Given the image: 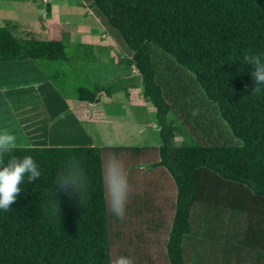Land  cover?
<instances>
[{
	"label": "trees",
	"instance_id": "16d2710c",
	"mask_svg": "<svg viewBox=\"0 0 264 264\" xmlns=\"http://www.w3.org/2000/svg\"><path fill=\"white\" fill-rule=\"evenodd\" d=\"M89 6L119 37L128 57L118 65L133 67L139 84L125 85L130 80L122 77L82 82L75 86V99L92 104L99 94L139 87L154 109L159 146L18 147L10 156H32L41 176L30 184L25 178L11 209H0V264H110L118 255L139 264L147 257L142 248L121 247L123 232L108 230L113 221L122 225L105 198L103 168L113 154L126 173L145 165L172 182V199L159 207L158 194L147 192L148 186L157 191L158 179L142 178L139 184L130 171L127 175L126 217L139 210L146 229L163 231L165 264H264V85L258 94L250 92L251 65L243 59L264 54V0H90ZM15 29L7 22L0 26V60L39 61L56 88V80L65 77L61 66L96 61L90 44L19 37ZM148 44L193 77L237 143L205 141L191 131L192 122L172 112L155 80ZM58 172L80 177L83 192L58 191ZM136 184L144 189L141 195L133 193ZM132 206L137 209L128 214Z\"/></svg>",
	"mask_w": 264,
	"mask_h": 264
},
{
	"label": "rangeland",
	"instance_id": "374dc122",
	"mask_svg": "<svg viewBox=\"0 0 264 264\" xmlns=\"http://www.w3.org/2000/svg\"><path fill=\"white\" fill-rule=\"evenodd\" d=\"M89 3L90 0L0 1V26L6 22L16 25L15 35L31 36L37 40L90 44L93 46L96 58L87 75L88 78L84 77L83 70L81 76L77 78L72 76L58 78L60 81L57 79L56 84L60 88L54 87L50 81H47L31 61L0 64V132L8 130L14 134L17 137L18 147L25 144H31L32 147H108L124 143L136 147L155 148L156 146L151 137L153 131L151 125L156 126L154 109L141 97L139 87L127 88L126 92L119 90L108 100L100 94L98 104L92 108L87 106L85 111H81L83 117L89 116L91 112L93 119L104 118L107 121L105 126L89 123L87 118L80 120L78 118L81 116L75 115L72 111V108L79 104L74 99L75 86L85 80L90 84L109 83L121 79L126 72L122 65H118V61L128 57L127 51L116 33L107 27ZM148 52L154 67L155 80L161 88L164 99L169 101L172 112L175 111L177 117L185 118L184 121L187 123L192 122L189 124L191 131L201 135L205 141L211 139L213 143L220 144L227 139L237 143L234 138H228V130L226 131L225 125L221 124L215 105L204 97L193 77L175 64L169 56L150 44H148ZM60 68L65 70V66ZM130 69L135 72L134 69ZM137 83L139 84V80L136 77V81L132 79L125 82V85H138ZM35 103L40 106L42 104L45 115H60L61 112L65 114L61 113L62 116L55 122L47 118L42 119V116L39 118V115L31 117L28 112L21 111L25 106H32L36 110V105L33 106ZM81 106L86 105L81 104ZM58 122L59 125L56 124ZM179 141L175 138L174 145H178ZM129 171L135 172L137 178L141 173L148 175L151 169L145 165L140 167L134 165ZM153 171H157L158 174L159 169ZM128 172L126 175L131 174ZM140 181L139 178L138 183ZM137 184L133 188V193L141 195L144 189ZM166 184L160 183L156 186L158 189L154 194L151 192V186H148L147 192L150 196L155 197L158 194L159 197L160 192L164 190L165 195H169L171 189ZM157 201L156 206L163 203ZM131 209L130 213L127 211L128 214L133 213V209L137 208L132 206ZM138 213L142 212L137 210L136 216L122 220L121 226L117 225V220L113 221L108 230L123 232L125 238L122 240L124 243L121 242V247L130 249V252L135 250L133 248H142L147 257L140 258L139 264H165L160 255L163 231L160 229L155 233L150 232L142 221L145 217ZM138 227L142 231L139 232Z\"/></svg>",
	"mask_w": 264,
	"mask_h": 264
},
{
	"label": "clouds",
	"instance_id": "9594fccd",
	"mask_svg": "<svg viewBox=\"0 0 264 264\" xmlns=\"http://www.w3.org/2000/svg\"><path fill=\"white\" fill-rule=\"evenodd\" d=\"M243 59L246 65H251L250 76L253 87L250 92L258 94L261 91L260 86L264 85V54L246 55ZM22 147L24 151H29L32 145L25 144ZM17 148V137L14 134L8 130L0 132V209L5 212L11 209L21 194V185L25 183V178L30 184L41 176V171L32 156H10ZM5 156H9L6 164ZM103 182L109 212L120 220L125 219L129 185L124 166L114 154L104 163ZM55 183L58 191L68 195H71L72 191L83 192L85 188V186L80 188V177L71 172L68 174L58 172ZM110 264H134V261L129 257L118 255Z\"/></svg>",
	"mask_w": 264,
	"mask_h": 264
},
{
	"label": "crops",
	"instance_id": "0c3cea01",
	"mask_svg": "<svg viewBox=\"0 0 264 264\" xmlns=\"http://www.w3.org/2000/svg\"><path fill=\"white\" fill-rule=\"evenodd\" d=\"M23 61H31L32 63H34V65L39 69V71L42 73V76L47 80V81H49V79H48V76L44 73V71H43V66L41 65L42 63L41 62H39V61H32V60H27V59H23V60H8V59H2V60H0V64H4V63H19V62H23ZM31 63V64H32ZM92 63H91V65H90V63H80V62H70V63H67L66 65H65V70H66V72H65V77L64 78H68L69 76H72L73 78H77V76H81L80 75V73L82 72V70H83V72H85L84 73V77L85 78H88V76L87 75H89V71L91 70V68H92ZM123 67V69L126 71L124 74L125 75H123V76H121L122 78H124L125 80H132V79H135V81H136V77H137V79L139 80V77H138V75H137V73L136 72H134L133 73V71H131V69L130 68H132L133 69V67H129V68H125V66H122ZM64 70V71H65ZM87 71V72H86ZM82 72V73H83ZM76 74V75H75ZM86 75V76H85ZM136 76V77H135ZM83 77V76H82ZM85 82L86 83H88L89 81H87V80H85ZM129 82V81H128ZM138 82V81H137ZM138 84V83H137ZM100 95V94H99ZM98 95V102L97 103H92V104H88V103H85V102H79V101H77L75 98V100L77 101V102H79V104H77V105H75L73 108H72V111L74 112V114L75 115H79V116H81V111H85V109H86V107L87 106H89V107H93L94 105H96V104H98L99 103V100H100V96ZM102 96H104V95H102ZM64 97V96H63ZM105 97V99L106 100H108L110 97H106V96H104ZM139 98V97H138ZM63 99H65V98H63ZM127 99V98H126ZM128 100V99H127ZM81 104H85L86 106H81ZM36 105V110L34 109V108H32V106H25V108L24 109H22L21 111L22 112H28V115H30L31 117H34V115H36V117L39 115V118L42 116V119H45V118H47L48 120H50V121H55V122H57L58 120H59V118L62 116V114L61 113H64L65 114V112H61L60 113V115H45L44 113H43V109H42V104H41V106H40V104H38V103H35L33 106H35ZM34 109V110H33ZM38 109H39V111H38ZM66 110H69V109H66ZM34 111H36V112H34ZM35 113H37V114H35ZM82 115H83V113H82ZM83 118H87V121L89 122V123H93V124H97V125H99V126H101V125H106V123H107V121H105L104 120V118H95V119H93L92 117H91V112H90V114H89V116H87V117H83V116H81V118H78V119H80V120H83ZM107 120V119H106ZM41 121V120H40ZM39 121V122H40ZM53 123V122H52ZM51 124V123H50ZM56 124H60L59 122L58 123H56ZM21 126V125H20ZM154 125H151V129H153V131L151 132V137L153 138V140L155 141V144L154 145H156L155 146V148H157L158 146H159V140H158V138H157V131H158V129H157V127L155 128V127H153ZM99 128H101V127H99ZM141 131H142V129H141ZM144 132V131H143ZM142 132V133H143ZM179 139V138H178ZM180 140V139H179ZM143 145V144H142ZM105 147H107V146H105ZM108 147H121V148H151V147H147V146H138V147H136V146H129V145H127V144H121V145H118V146H108ZM99 148H101V147H99ZM152 149H154V148H152ZM140 167V166H139ZM154 169H151V171H150V173L148 174V175H145V174H143V173H141L140 174V176L138 175V177L137 178H140V179H142V178H146V179H149V178H157L158 180V183L160 184L161 183V185H162V183L163 184H165V183H167L166 185H168L169 187H170V189H171V194H169V195H165V193H164V190L162 191V192H160L161 194H160V196L158 197V195H157V198H158V200H160V202H163L164 200L165 201H167L166 199H168V200H171L172 199V197H173V185H172V182H171V180L165 175V174H163L161 171H158V174H157V171H153ZM127 174V173H126ZM133 174V176H132V179H134V178H136V173L134 172V173H132ZM157 175H158V177H157ZM127 176V175H126ZM135 176V177H134ZM127 178H128V176H127ZM129 183V182H128ZM147 193V192H146ZM133 196V195H132ZM144 196V195H143ZM167 196V198H165ZM170 196H171V198H170ZM142 198V197H141ZM168 203H169V201H167ZM139 204V203H138ZM162 205H165V203L163 204V203H161ZM158 205V204H157ZM136 206H138V205H136ZM160 207V206H159ZM138 209L140 208V205L137 207ZM169 207L167 206V210L165 211L166 213H165V215L166 216H170V214H171V212L169 211V209H168ZM148 215H151L150 214V212H148ZM148 226V225H147ZM150 231H155L154 230V228H153V226L152 227H150Z\"/></svg>",
	"mask_w": 264,
	"mask_h": 264
}]
</instances>
